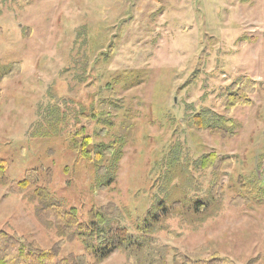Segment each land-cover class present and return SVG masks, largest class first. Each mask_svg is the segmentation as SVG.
I'll return each instance as SVG.
<instances>
[{
	"label": "rangeland",
	"instance_id": "374dc122",
	"mask_svg": "<svg viewBox=\"0 0 264 264\" xmlns=\"http://www.w3.org/2000/svg\"><path fill=\"white\" fill-rule=\"evenodd\" d=\"M248 78L252 103L227 113L230 85ZM77 121L97 167L69 139ZM0 166V231L45 250L61 237L36 187L16 188L34 169L135 237L87 264H264V0H0Z\"/></svg>",
	"mask_w": 264,
	"mask_h": 264
},
{
	"label": "trees",
	"instance_id": "16d2710c",
	"mask_svg": "<svg viewBox=\"0 0 264 264\" xmlns=\"http://www.w3.org/2000/svg\"><path fill=\"white\" fill-rule=\"evenodd\" d=\"M258 82L253 79H247L242 82H236L230 85L227 92L230 100L226 107L227 113L236 105L251 104V98L258 92ZM83 116V115H82ZM94 117H98L93 113ZM88 120L92 122L93 118ZM78 127L79 121L76 122ZM75 123V124H76ZM84 126V125H83ZM208 130L227 135L226 131L217 128H208ZM75 149L80 150V157L94 167H97L101 159L100 153L96 151L95 137L87 127H78L69 135ZM113 149L104 150L106 155H110ZM226 163L231 165L230 158H223ZM101 167L100 170H103ZM36 169L29 171L24 179L17 184L20 193H25L28 188L36 187L35 194L39 199L40 208L38 217L48 227H54L61 237L59 246L53 250H45L36 245L34 241L20 236L16 233L0 231V264H87L86 258L93 257L97 260H103L119 249H128L134 242L135 237L124 227H114L116 223L107 220V215L100 211H90L84 216L79 206L68 205L63 200L57 198L51 188L44 185H37L39 176L41 178L45 173ZM42 172V175L41 173ZM5 168L0 166V178H4ZM47 175V174H46ZM241 199V198H240ZM150 209L144 218L141 228L148 230L154 223L155 216ZM88 217V218H87ZM106 225V226H105ZM81 241L85 248V254L75 257H64L60 248L64 242ZM183 264H232L230 260H224L217 257L204 259L198 257L185 261Z\"/></svg>",
	"mask_w": 264,
	"mask_h": 264
}]
</instances>
